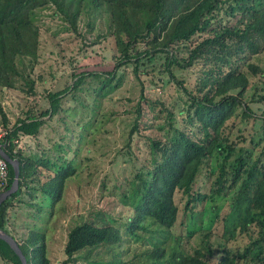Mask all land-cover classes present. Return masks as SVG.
Wrapping results in <instances>:
<instances>
[{
  "label": "trees",
  "instance_id": "1",
  "mask_svg": "<svg viewBox=\"0 0 264 264\" xmlns=\"http://www.w3.org/2000/svg\"><path fill=\"white\" fill-rule=\"evenodd\" d=\"M48 9L81 37L82 20L92 29L89 22L93 24L104 13L116 46L117 65L132 64L140 79L149 75L147 67L164 56L161 73L176 81L186 95L185 111L199 137L174 131L165 142L154 143L152 148L158 158L151 169L134 178L132 195L123 198L132 210L126 233L150 247L139 264H264V116L254 119L261 123V137L250 140L252 147H260L257 155L247 149H241L239 154L237 146L224 134L225 125L232 118L247 120L253 116L245 101L251 75L260 78L263 85L262 96L258 100L252 97L251 102H264V68L252 62L264 53V0H0V92L17 90L34 95V81L28 70L38 59L39 24ZM139 45L142 51H138ZM199 62L202 70L196 86L188 91L174 73L188 71ZM95 77L101 79L97 94L103 98L119 85H113V73ZM84 79L85 74L74 76L72 89ZM21 82L22 88H17ZM154 83L158 85V79ZM66 91L67 88L49 95L50 107L44 113L36 115L28 109L2 141V145L9 142L2 146L3 151L19 162L18 190L0 205V229L6 233H11L6 228L8 210L14 202L22 203L26 192L35 190L33 185L54 205L65 184L76 175L71 162L50 165L47 160L14 152L12 145L20 137L37 135L44 123L41 119L57 114L60 97ZM0 118L8 126L1 107ZM135 129L130 131V137ZM217 151L224 157L212 174L209 192H193L202 166ZM8 171L5 192L14 179L9 165ZM176 192L185 198L184 217L193 218L191 213L196 206L204 203V211L215 215L211 226L192 229L185 235L174 233L179 217ZM228 198L229 204L221 215L220 206L215 203ZM207 204L213 206L206 208ZM240 236L249 241L236 247ZM120 240L118 229L104 222L77 224L67 233L61 264L75 263L85 251H96ZM18 243L27 264H49L43 233L30 231ZM0 259L4 264H21L2 240Z\"/></svg>",
  "mask_w": 264,
  "mask_h": 264
},
{
  "label": "rangeland",
  "instance_id": "2",
  "mask_svg": "<svg viewBox=\"0 0 264 264\" xmlns=\"http://www.w3.org/2000/svg\"><path fill=\"white\" fill-rule=\"evenodd\" d=\"M91 22L92 29L79 24L83 38L55 16L52 9L46 10L39 24L38 59L28 70L34 81V95L17 90L0 92V107L3 112L6 110L8 126L12 127L17 119L25 117L28 109L36 115L48 111L49 95L68 89L60 97L57 114L41 119L44 123L38 134L42 139L36 144L35 157L54 160L58 164L71 162L76 169L75 177L65 184L57 203L51 205L50 199L37 190L34 201L24 197L25 201L16 211L8 210L6 228L19 242L30 231L43 233L49 264H61L67 233L72 227L83 222L98 225L104 222L118 229L120 242L99 247L96 251H85L72 264H139L150 247L144 240L136 242L126 233L132 210L123 198L132 195L134 178L145 174L158 158L152 148L154 143L165 142L174 131H185L193 138H198L199 134L189 123L185 111L186 95L176 81L161 73L164 56L147 67L148 76L142 75L138 79L132 64L117 65L118 54L108 31L106 15L101 12L94 23ZM138 48V51L143 50L142 45ZM252 62L264 68V53L254 57ZM201 70L202 63L199 62L188 71H175L174 74L176 80L182 81L190 91L196 86ZM108 73H113V85H119L103 98L97 94L101 79L95 74ZM79 74H85V79L79 87L72 89L74 76ZM155 79H158V85L154 83ZM260 80L250 76L251 87L245 96L252 118L234 117L224 128V134L237 146L239 154L241 149L252 150L254 155L260 152V147H252L250 142L253 137L256 140L261 137V123L254 119L264 116V102H251L252 97L258 100L263 94ZM18 87L22 88V82ZM223 157L224 154L217 151L202 166L193 192H209L214 179L212 174ZM174 199L179 210L174 233L185 235L192 229L211 226L215 215L210 216L204 211V203L196 206L191 213L193 218H190L184 217L185 198L181 193L176 192ZM31 200L33 203H28ZM226 204H229V198L223 203H215L220 206L219 214H223ZM210 206L213 204H207L206 208ZM248 241V237L240 236L235 245L243 246ZM0 264H4L1 259Z\"/></svg>",
  "mask_w": 264,
  "mask_h": 264
},
{
  "label": "water",
  "instance_id": "3",
  "mask_svg": "<svg viewBox=\"0 0 264 264\" xmlns=\"http://www.w3.org/2000/svg\"><path fill=\"white\" fill-rule=\"evenodd\" d=\"M0 157L4 159L9 166L12 167L14 173V179L11 184V187L4 193L0 195V205L4 202L9 196L16 193L18 190V181H19V162L17 160L11 159L2 149L0 145ZM0 240L4 241L8 244L10 249L15 253V255L19 258L21 264H27L25 256L22 252V249L15 238V236L6 233L5 231L0 229Z\"/></svg>",
  "mask_w": 264,
  "mask_h": 264
},
{
  "label": "crops",
  "instance_id": "4",
  "mask_svg": "<svg viewBox=\"0 0 264 264\" xmlns=\"http://www.w3.org/2000/svg\"><path fill=\"white\" fill-rule=\"evenodd\" d=\"M5 90V89H4ZM4 102H1V104H3ZM5 112H6V110H5ZM8 117V116H7ZM43 119V118H42ZM8 121H9V118H8ZM39 133V132H38ZM39 139H42L41 137H40V134H38L37 136L35 135V136H24V137H20L19 138V142H20V144H21V149H20V153L23 155V156H25V157H28V158H31V159H39V158H36L35 156V154H36V148H38L37 147V145L36 144H39ZM47 161L50 163V165H52V163H56V161H54V160H50V159H47ZM41 183H43V180L41 179ZM33 186H35V190H30V193L28 192V193H26L27 195L26 196H24V197H31V199L33 198V201H34V197H36V195H35V192H38L37 190H38V188H37V186L36 185H33ZM40 190V189H39ZM41 191V190H40ZM38 195V194H37ZM42 196H45V195H42ZM41 198H43V197H41ZM40 198V199H41ZM46 198V197H45ZM44 198V199H45ZM23 200V202L25 201L24 200V198L22 199ZM28 203H33L32 202V200L30 201V202H28ZM20 204H22V203H20ZM20 204H17V203H13V209H15V211H16V209H18V206H20ZM14 212V211H13ZM14 214H15V212H14ZM16 231V230H15ZM41 233V232H40ZM13 235V234H12ZM14 236V235H13ZM17 238V237H16Z\"/></svg>",
  "mask_w": 264,
  "mask_h": 264
},
{
  "label": "built area",
  "instance_id": "5",
  "mask_svg": "<svg viewBox=\"0 0 264 264\" xmlns=\"http://www.w3.org/2000/svg\"><path fill=\"white\" fill-rule=\"evenodd\" d=\"M10 129H11V127H9V126L5 127L1 123V118H0V145H1V147L2 146L4 147L5 145H9V142H7V141L2 145V141L8 135V132ZM12 145L14 146V152H16V151L19 152L20 149L22 148L21 144L19 142V139L14 140L12 142ZM8 182H9L8 164L4 159H2L0 157V191L1 192H3V193L5 192V189L8 186Z\"/></svg>",
  "mask_w": 264,
  "mask_h": 264
}]
</instances>
